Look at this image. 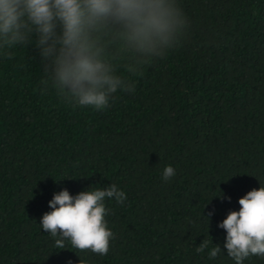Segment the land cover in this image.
Wrapping results in <instances>:
<instances>
[{
  "label": "trees",
  "instance_id": "1",
  "mask_svg": "<svg viewBox=\"0 0 264 264\" xmlns=\"http://www.w3.org/2000/svg\"><path fill=\"white\" fill-rule=\"evenodd\" d=\"M177 4L179 42L138 75L120 52L116 72L135 91L117 90L104 109L42 83L35 45L0 54V264H235L219 224L264 186V0ZM168 165L176 174L164 180ZM111 184L127 199L105 198L108 254L56 248L40 224L54 195Z\"/></svg>",
  "mask_w": 264,
  "mask_h": 264
},
{
  "label": "clouds",
  "instance_id": "2",
  "mask_svg": "<svg viewBox=\"0 0 264 264\" xmlns=\"http://www.w3.org/2000/svg\"><path fill=\"white\" fill-rule=\"evenodd\" d=\"M186 24L177 0H0V54L12 58L17 45H35L48 73L42 83L70 104L100 110L117 90L135 91L134 82L116 72L119 53L128 54L126 71L138 75L146 62L163 57L179 42ZM114 44L119 52L112 51ZM175 174L168 165L163 179ZM105 198L123 205L127 196L116 184L75 196L64 189L49 201L52 211L43 215L42 229L60 237L55 241L60 250L67 240L74 249L106 256L114 233ZM239 204L219 227L227 233L228 255L244 264L251 256L264 257V186L249 191ZM215 245L210 259L222 250ZM208 246L204 239L196 251L203 253Z\"/></svg>",
  "mask_w": 264,
  "mask_h": 264
}]
</instances>
